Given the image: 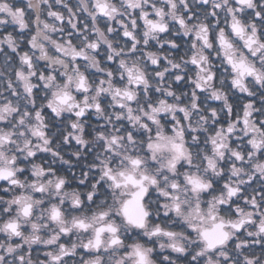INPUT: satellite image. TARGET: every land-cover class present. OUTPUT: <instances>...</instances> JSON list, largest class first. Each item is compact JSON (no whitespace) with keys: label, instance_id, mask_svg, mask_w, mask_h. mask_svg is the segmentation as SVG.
Masks as SVG:
<instances>
[{"label":"snow or ice","instance_id":"snow-or-ice-1","mask_svg":"<svg viewBox=\"0 0 264 264\" xmlns=\"http://www.w3.org/2000/svg\"><path fill=\"white\" fill-rule=\"evenodd\" d=\"M0 264H264V0H0Z\"/></svg>","mask_w":264,"mask_h":264},{"label":"flooded vegetation","instance_id":"flooded-vegetation-1","mask_svg":"<svg viewBox=\"0 0 264 264\" xmlns=\"http://www.w3.org/2000/svg\"><path fill=\"white\" fill-rule=\"evenodd\" d=\"M75 2V0H73V3ZM66 159H71L72 160V166H73V170H78L77 169V166H76V164H75V158L74 157H69V156H66L65 157ZM61 167H63V168H67V166L66 165H62Z\"/></svg>","mask_w":264,"mask_h":264}]
</instances>
